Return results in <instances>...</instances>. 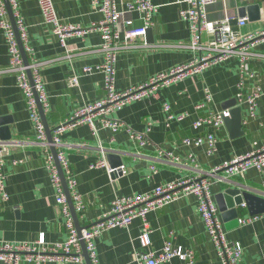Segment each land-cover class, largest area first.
<instances>
[{"label":"crops","instance_id":"obj_1","mask_svg":"<svg viewBox=\"0 0 264 264\" xmlns=\"http://www.w3.org/2000/svg\"><path fill=\"white\" fill-rule=\"evenodd\" d=\"M38 1L19 0L18 12L26 30L27 44L33 58L39 63L38 74L43 82L47 105L43 112L52 133L54 128L68 121L78 108L103 98L104 75L96 69L103 62V54L99 51L102 42L99 33L92 32L83 37L67 38L62 45L52 33L51 26L44 23ZM129 1L116 0L118 10H125ZM150 1L157 11L152 17L153 26L149 29V36L146 34L138 40L137 48L122 51L116 58L117 92L144 84L158 74L193 62L199 56L193 50L167 47L189 42V24L179 17V11L188 9L190 5L184 0ZM52 2L62 23L85 27L101 19L92 0ZM253 5L259 7L257 19L250 21L246 15L247 23L239 32L243 35L257 34L264 30V0H221L207 8V17L209 21L221 20L225 15L238 18L240 8ZM127 19L140 24L135 12L125 14L122 23ZM254 52L264 55V41L254 47ZM8 65V47L0 29V120L5 122L0 129L6 127L10 136L9 140L0 139L3 183L8 196L7 200L0 198V243L32 242L41 234L47 243L63 242L67 238L65 218L57 204V192L45 166L46 153L36 141L16 76L5 71ZM248 66L256 78L245 79L242 85L240 64L233 58L160 88L156 97L125 105L110 116L124 127L116 133L102 128L98 119L94 120V130L84 124L63 132L58 150L67 160L71 179L75 182V192L81 196L83 209L77 215L80 227L89 226L107 213L116 197L151 192L165 183L194 177L236 156L262 148L264 58H253ZM84 68L92 70L83 73ZM73 78L77 80L75 85L71 83ZM255 85L260 87L261 94L253 116L245 102L237 103L241 107V134L231 135L224 125L217 131L210 126H203L199 130L193 128L198 118L224 110L225 102L238 99L239 94L245 98L249 96ZM205 91L209 92L210 101L205 108L197 110L195 107L204 102ZM165 105L174 115L184 114L186 117L180 122L167 121L163 109ZM148 124L149 144L138 150L130 141L126 128L143 132ZM208 133L217 138L216 150L210 156L205 153L204 145L195 147L182 143L186 138ZM158 151L179 158L181 165L158 162L155 159ZM137 154H144L146 158L142 159ZM102 158L109 167L124 166L126 173L109 176L104 168H91ZM151 164L156 167L154 172L149 168ZM237 185L264 199V169H250L243 177H233L228 182L213 181L210 193L214 203L217 194ZM197 205L196 197L187 196L160 210L149 212L145 220L150 229L148 250L159 252L168 241L173 249L192 252V264H222ZM239 211L240 217L248 215L246 207ZM218 214L221 219L219 211ZM142 227L141 220L134 219L127 228L103 232L95 240L98 264H135L133 254L142 251L139 243ZM225 232L227 240L238 243L243 250L239 264H264V219L247 226L225 229ZM0 264L3 262L0 261ZM165 264L187 263L172 258Z\"/></svg>","mask_w":264,"mask_h":264},{"label":"built area","instance_id":"obj_2","mask_svg":"<svg viewBox=\"0 0 264 264\" xmlns=\"http://www.w3.org/2000/svg\"><path fill=\"white\" fill-rule=\"evenodd\" d=\"M7 1L12 12L19 41L28 59V65H25L22 60L18 41L9 20L5 3L3 0H0V29L4 34L9 52V65L5 71L15 74L17 86L25 98L26 108L29 119L33 124L36 141L44 148V152L46 153L45 166L57 192V204L60 206L65 218L67 238L63 242L47 243L41 234L32 242L0 243V261L3 264H45L48 262L86 264L82 256L83 243L89 264H98L95 253V240L107 230L127 228L134 219H140L143 224L139 236L142 251L133 254V262L135 264H165L172 258H178L187 264H192V252L173 249L168 241L164 243L163 248L159 252L149 251L150 229L145 220L149 212L160 210L178 199L194 196L198 202V212L202 217L210 240L217 249L222 264H239L243 250L238 243L227 240L225 228L211 197L210 186L213 181L228 182L233 177H243L250 169L263 170L264 146L259 150L236 156L230 161L224 162L222 165L209 171L200 172L194 177L181 178L165 183L151 192L136 196L116 197L112 201L111 208L107 213L89 226L81 227L80 231H78L74 224L58 169L52 154L49 153V147L52 145L55 148L56 161L62 170L74 211L78 215L83 209L81 196L75 192V182L71 179L67 160L58 150L60 135L63 132L84 124L94 130V120L98 119L102 128H108L113 133H116L124 127L120 122L110 117L115 111L132 102L148 97H156L157 91L160 88L177 83L188 76L201 73L203 70L209 68V66L228 59L235 58L239 61L241 85L245 79L256 78V74L249 69L248 64L253 58H264L263 54H256L254 52V47L264 41V30L257 34H241L239 29L246 25V17L235 18L225 15L221 20L209 21L207 8L217 4L221 0H184L183 2L190 5V7L186 10H180L179 17L189 24L190 40L185 44L167 47L196 51L199 53L198 58L187 65L177 66L166 73L158 74L144 84L128 88L123 92H117L115 90L114 70L116 58L122 51L137 48L138 44L136 42L143 39L147 30L153 26L152 17L156 13L157 7L150 0H131L126 4L125 10H118L116 0H92L94 9L101 14V19L83 27L62 23L56 15L52 0H39L38 4L44 23L51 26L52 33L60 39L62 45L65 44L67 38L83 37L89 33L97 32L102 42L99 51L103 54V62L96 68L104 75L103 98L92 104L78 108L68 121L54 128L51 133L52 143L48 144L34 96L35 92L42 109L45 110L47 105L43 82L38 74L39 63L33 58L31 49L27 44L26 30L18 12L19 0ZM134 12L138 14L140 24H136L132 19H127L122 23V18L125 14ZM233 20H236V30L231 25ZM204 36L207 37L206 40L203 39ZM91 70V68H84L83 73H90ZM28 71L31 74L33 87L27 76ZM71 83L75 85L77 83L76 78H73ZM260 94V87L255 85L249 96L245 98L244 95L239 94L236 102H245L250 115L253 116ZM209 101V92L205 91L204 102L195 108L202 110ZM163 109L166 113L167 121L176 120L180 122L186 117L184 114L174 115L170 112L167 105ZM226 118H229L228 109L214 112L205 117L198 118L193 128L199 130L203 126H210L217 131L223 127ZM126 131L130 141L135 147L137 146L138 150L148 146L147 134L150 131L149 124L143 132H135L129 128H126ZM182 143L186 146L193 145L195 147L204 145L206 148L205 153L210 156L216 150L217 138L214 134L208 133L204 136L186 138L182 140ZM137 156L142 159L146 158L144 154H137ZM188 158L191 161L193 160L190 155ZM155 159L158 162L173 166H179L182 163L179 158L171 157L169 154H164L161 151H158ZM2 165V160L0 159V198L1 200H7L8 196L4 189ZM91 168H104L109 176L113 174L123 175L127 171L122 165L117 168L109 167L105 163L104 158L97 161ZM149 168L153 172L156 170V167L152 164ZM241 208H245V205L242 204ZM261 219H264L263 215L241 216L238 219V225L247 226Z\"/></svg>","mask_w":264,"mask_h":264},{"label":"water","instance_id":"obj_3","mask_svg":"<svg viewBox=\"0 0 264 264\" xmlns=\"http://www.w3.org/2000/svg\"><path fill=\"white\" fill-rule=\"evenodd\" d=\"M3 1L5 3L6 9H7L9 20L11 22L13 29H14L16 39L18 41V47L20 50L22 60H23L25 65H28V59H27V56L24 52L22 44L19 41L18 34L16 32V28H15V24H14V19L12 17V12H11V9L8 5V1L7 0H3ZM258 10H259V7L257 5L249 6L248 8H240L238 16H239V18H243L246 15H248L247 16L248 19L250 21H253V20H256L258 17L257 16ZM235 24H236V20H233L231 22V25H232L234 30L236 29ZM146 34H147V36H149V34H150L149 29L147 30ZM27 76H28V79H29L31 86L33 87L32 78H31V74L29 71L27 72ZM34 96H35L36 103H37L38 113H39L41 121L44 125L48 144H51L52 143L51 130L48 128L42 106H41L40 101L38 100L37 94L35 92H34ZM223 109L229 110V118H226L224 120V126L226 127V129L229 131V133L231 135L238 136L239 134H241V122H242L241 107L237 106L236 100H230L229 102L224 103ZM3 121L0 120V126L5 125V122H3ZM4 133H7V134H4ZM9 138H10V136L8 134L6 127L1 128L0 129V139L5 141V140H9ZM50 150H51V154L54 158L56 167L58 169L60 178H61L62 187H63L64 193L66 195V198H67L68 206L70 208V211H71V214H72V217L74 220V224H75L76 228L78 229V231H80L81 227L78 223L77 215L74 211L73 203L71 201L69 192L67 190V186H66V182L64 180L63 174H62V170H61L58 162L56 161L55 148L51 145ZM110 167L111 168H117L119 166H116V167L110 166ZM113 175H115V174H113ZM214 199H215V203H216V206L218 208V211L220 213L221 221L224 223V228L226 230H230V229L238 226V219L240 217V211L239 210H240L242 204L245 205L249 216L264 215V199L261 198L260 196L256 195V194L250 193L249 191L245 190L243 187H241L239 185L226 188L221 193L217 194L214 197ZM82 256H83L86 264H89L88 257H87L83 243H82Z\"/></svg>","mask_w":264,"mask_h":264}]
</instances>
